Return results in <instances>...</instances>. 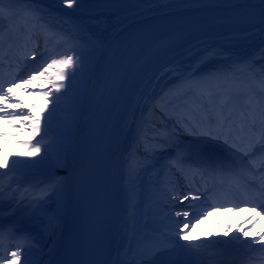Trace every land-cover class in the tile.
<instances>
[{"label":"bare ground","instance_id":"obj_1","mask_svg":"<svg viewBox=\"0 0 264 264\" xmlns=\"http://www.w3.org/2000/svg\"><path fill=\"white\" fill-rule=\"evenodd\" d=\"M231 2L259 3L262 5L261 13H264L262 0H84V3L73 8H65L57 0H18L11 4L14 12L20 15L25 14V9L40 10L43 19L36 29V41L42 47L41 51H47L50 47L54 50L59 45L54 35L61 33L65 37L62 42L69 44L67 49L70 52L66 53L68 50L65 48L59 49L54 54L55 59L62 55H72L74 58L83 55V67L71 81H64L65 89H61L60 93L52 90V96H58V99L53 101L50 96L46 100L40 95L50 87V76L45 75L42 80L37 79L42 75L34 74L36 78L30 81L25 76L19 83L20 90L15 88L0 106V109L8 112L5 115L0 111V164L9 161L7 167H0V185L7 188L11 184V189L0 197L3 201L0 219L3 220L5 232L9 227H15L17 231L14 234L25 235V238L42 244L39 251L33 252L36 256L23 264H61L82 131L93 104L100 64L112 37L124 26L148 16ZM4 6L9 7L7 0ZM41 23L54 25L51 30L44 28L49 37L47 43L40 31ZM35 58L32 56L26 62L31 63ZM262 69L264 26L243 35L203 38L160 60L147 73L130 104L113 148L100 264H140L141 249H151L155 241L181 229L183 239L172 235L179 245L164 249L160 258H154L157 264H169V261L174 264H213L220 240L239 242L245 247L250 246L254 252L264 253V237L259 236L264 231V218L255 212L212 215L213 212L202 205V212L194 219L177 216V212L188 210H173L178 200L159 193V185L149 173L148 183L152 194L145 189V195L141 193L144 187L139 174L142 171H132V168L139 167L138 162L144 160L145 144L148 143L139 139L140 130H146V134L152 137L155 129L162 124L170 128L169 140L178 137V141L170 142L162 156L153 160L155 166H161V170L154 168L162 176L160 185L171 181L166 165L169 161L173 163L177 157L172 149H176V153H183L190 148L192 154L202 152V156L209 154L214 145L224 146L230 151L231 148L222 140L210 141L174 133L175 129L178 130V118L184 117L179 105L193 101V94L183 95L188 90L189 74L194 73L193 79L205 84L215 83L212 78L218 76L220 83L241 84L247 93V86L253 83L259 86L255 88L259 99L264 96V87L259 83ZM244 97H236L235 103ZM188 110L191 112L188 120L201 119V114L195 108ZM167 113L169 117L165 116ZM37 118L40 120L38 126L35 122ZM14 120L19 122L13 123ZM37 143L41 151L28 155L31 147ZM179 145L183 146L180 150ZM164 170L167 173H163ZM133 176L136 177L134 185L130 183ZM51 181H61V190L51 199L40 201L42 212L34 213L29 205L30 199L33 203L41 195L40 189ZM12 189H17L14 199H10L9 195ZM50 218L53 220L52 227L48 226ZM188 219H191V223L195 219L201 220L199 232L191 223L187 228L183 227ZM237 236H241V239L233 238Z\"/></svg>","mask_w":264,"mask_h":264},{"label":"snow or ice","instance_id":"obj_2","mask_svg":"<svg viewBox=\"0 0 264 264\" xmlns=\"http://www.w3.org/2000/svg\"><path fill=\"white\" fill-rule=\"evenodd\" d=\"M18 2V0H7L9 7H5V0H0V22L5 18H10L14 9L11 7V4ZM57 2H62L65 8H73L74 6L78 7L80 4L84 3V0H57ZM264 4V0H262ZM25 14L31 16L32 20V30L29 31V35L26 40V45L28 42H31L32 35L35 34L36 25L39 22H42V15L40 14L39 9H25ZM264 15V13H262ZM28 31V29H25ZM10 31H20L17 27L16 29H10ZM40 31L43 34L45 43L49 40L46 31L43 28L42 23L40 24ZM5 34L0 28V64L3 63L5 59L4 51V41ZM63 39V37H62ZM27 55V53H25ZM33 58H35V51L32 53ZM25 63L24 59L17 61V68L21 64ZM55 67L53 73L54 79L52 76L48 77V85L46 91H42V95L46 100L52 96V90L54 89L56 93H60L61 89H65L66 85L65 80L71 81L78 71L83 67V55H76L75 58L72 55H62L59 59H51L50 63L39 73L44 75L47 73L48 69ZM250 70V68H249ZM262 76L259 81L260 85L264 87V69L261 70ZM194 73H190L188 77V90L183 93L184 96L195 94L198 99V105L195 111L201 114V119L197 121H185L183 116L178 118V123L181 124L189 131H193V123L200 126L201 134L214 136V138L220 139L223 138L225 144L229 145V148L234 150V155L240 153V164L233 167V165L228 161L214 162L210 163L206 160H191L186 156H177L173 166L179 164L181 170H185V165L188 166V170H191L195 165L198 168H205L211 170L213 174L216 172H223L225 166L227 165L232 169V175L234 181L229 186V191H226L225 196L232 197H243L244 203H249L252 205V211L256 215H264V99H255L253 96L249 95L244 91V87L241 84L229 85L228 83H220V78L218 76L213 77L212 79L216 81L215 83L205 84L199 79H193ZM36 77L30 76V80H34ZM227 81V78H224ZM29 81H24L27 83ZM58 81V82H57ZM5 80L2 70H0V98H8L11 92V89L4 88ZM244 95L246 97L243 107L238 108L235 103V98L238 96ZM58 96H52V100L58 99ZM5 115H8L6 109H0ZM36 125L40 124V120L36 119ZM206 126V127H205ZM234 130H238L241 135L236 137L232 136ZM39 131V127H37ZM139 139L146 141L144 150V160L138 162L139 167L132 168L133 172L147 171L151 167H154V159H158L157 153L163 150V146L167 145L170 141L168 137H149L146 134V130H140ZM231 139V143L229 142ZM159 144L162 147L157 149L151 146V144ZM41 151V146L37 143L35 146L31 147V151L28 155H34ZM247 163H244V161ZM9 164L8 160H5L3 164H0V167H7ZM203 175V172L201 173ZM136 177L133 176L130 183L135 184ZM61 181H51L46 184L45 187L40 189L41 195L37 197L33 202L36 203V210H42V204L38 201H43L44 199H51L61 190ZM39 187V186H37ZM11 189V184L5 188L3 185H0V197L4 195L5 192H8ZM17 189H12L9 193L10 199L15 198V193ZM28 190H25L27 194ZM131 198V192H130ZM205 196L207 193L204 194ZM185 199H188L186 196ZM193 199H199V197H193ZM241 201L237 200V203ZM211 207V205H209ZM235 207V206H234ZM3 210V201L0 200V211ZM177 216H183L189 218V211L177 212ZM198 213H192L191 218L194 219ZM179 223V222H178ZM191 223V219H188L184 223L183 227L187 228ZM48 226H53V220L50 218L48 220ZM17 231L15 227H9L8 234L5 235L3 220L0 219V250H4L5 240L13 239V234ZM183 229L177 233L180 236V239H183ZM227 235V231L225 232ZM242 236V233H241ZM241 236L233 237L234 239L240 240ZM259 236L264 237V231H262ZM255 239L253 243H255ZM33 243H38L31 238H26L25 243L18 244L16 250L7 255H0V262L7 261V264H16L20 260L22 254L27 252ZM173 248L179 245V241L173 239L171 241ZM162 251L160 248L153 249H141L139 255L141 257L140 264H157L155 257L158 252ZM169 264H174L173 261H169Z\"/></svg>","mask_w":264,"mask_h":264},{"label":"rangeland","instance_id":"obj_3","mask_svg":"<svg viewBox=\"0 0 264 264\" xmlns=\"http://www.w3.org/2000/svg\"><path fill=\"white\" fill-rule=\"evenodd\" d=\"M18 122H19L18 120H14V121H13V123H18ZM143 185L146 186V185H147V182H146V184H145V182H144ZM147 187L149 188V187H150V184L147 185ZM193 225H195L193 228H195L196 232H199V227H200V225H201V222H200V223H199V222H195Z\"/></svg>","mask_w":264,"mask_h":264}]
</instances>
